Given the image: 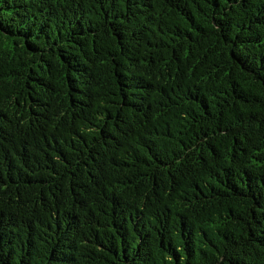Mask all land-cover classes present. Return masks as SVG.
I'll list each match as a JSON object with an SVG mask.
<instances>
[{
  "label": "trees",
  "instance_id": "1",
  "mask_svg": "<svg viewBox=\"0 0 264 264\" xmlns=\"http://www.w3.org/2000/svg\"><path fill=\"white\" fill-rule=\"evenodd\" d=\"M0 264H264V0H0Z\"/></svg>",
  "mask_w": 264,
  "mask_h": 264
}]
</instances>
